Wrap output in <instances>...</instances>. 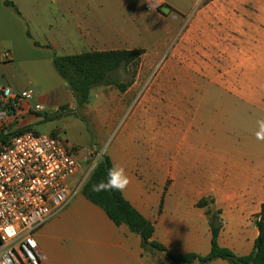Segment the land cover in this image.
<instances>
[{"label":"rangeland","instance_id":"1","mask_svg":"<svg viewBox=\"0 0 264 264\" xmlns=\"http://www.w3.org/2000/svg\"><path fill=\"white\" fill-rule=\"evenodd\" d=\"M16 1L33 37L41 44L49 43L51 50L41 51V56H46L43 60L10 65L0 85L32 91L33 105L44 106L41 117L49 118L34 125L36 132L59 131L78 149L85 174L69 182L76 194L99 160L120 143L123 148L138 149L141 162H152L153 155L161 151L169 167L175 156L170 143L176 138L174 101L179 91L197 88L196 78L198 88L210 84L213 75L222 83L238 86V79L228 81L220 76L233 73L243 74L244 87L264 86L260 77L264 76V17L254 14L257 10L251 0ZM124 49L145 50L129 71L118 70L112 75L127 83L135 72V87L124 94L115 86H95L89 102L78 107L54 68L53 56ZM217 104L215 100L204 104L209 111L219 108L216 136L239 137L244 143L239 145L240 151L264 153V140L256 136L264 114L261 119L258 111L246 114L235 104ZM164 131L166 150L162 147ZM144 249L151 252L152 261L157 259L154 264H169L158 255L160 251Z\"/></svg>","mask_w":264,"mask_h":264},{"label":"crops","instance_id":"2","mask_svg":"<svg viewBox=\"0 0 264 264\" xmlns=\"http://www.w3.org/2000/svg\"><path fill=\"white\" fill-rule=\"evenodd\" d=\"M10 1L18 12L6 6L5 0H0L2 80L6 79L5 71L10 65L43 60L46 56H41V51L51 50L49 43L41 44L33 37L19 3ZM251 1L257 10L254 14L264 17V0ZM220 76L228 81L238 79L240 83L238 86L227 85L213 75L214 78L209 79L211 83L204 88H198L200 84L196 78L197 88L179 91L173 105V134L176 138L170 141L174 145L175 156L169 167L161 151L157 156L153 155L150 163L137 159L138 149L129 148V145L123 148L121 143L108 154L113 166L124 167L130 177L131 183L122 192L124 198L154 225L152 239L174 256L194 253L204 257L210 254V219L218 212L222 220L218 244L237 257L252 254L260 234L257 222L264 203V153L240 151L238 147L244 143L239 137H217L215 114L219 108L209 111V106L205 108L204 104H208V100H215L219 107L235 104L245 109L246 114L258 111L262 119L264 86L244 87L241 84L245 81L243 74ZM260 77L264 80V76ZM8 81L16 85L12 76H8ZM134 87L135 84L124 94ZM31 100L23 105L16 119L6 120L3 129L29 127L36 132L34 125L49 119L30 110L34 106ZM55 132L59 131L51 130L49 134ZM163 136L162 147L166 150L168 140L165 131ZM76 193L72 190L68 205L35 233L44 256L41 264L156 262L157 259L152 261L151 252L145 251L138 234L125 225H115L103 209L87 200L80 191ZM204 199L213 202L199 207L198 203ZM158 255L167 259L169 264H181L172 261L166 253L159 252ZM208 264L230 263L217 259Z\"/></svg>","mask_w":264,"mask_h":264},{"label":"built area","instance_id":"3","mask_svg":"<svg viewBox=\"0 0 264 264\" xmlns=\"http://www.w3.org/2000/svg\"><path fill=\"white\" fill-rule=\"evenodd\" d=\"M30 90L0 85V129L32 99ZM35 113L42 105L31 106ZM78 149L60 132L35 131L0 143V264H41L36 231L58 215L73 194L69 182L84 176Z\"/></svg>","mask_w":264,"mask_h":264},{"label":"trees","instance_id":"4","mask_svg":"<svg viewBox=\"0 0 264 264\" xmlns=\"http://www.w3.org/2000/svg\"><path fill=\"white\" fill-rule=\"evenodd\" d=\"M5 5L17 9L10 0H5ZM28 37L31 38L28 32ZM39 45V44H36ZM145 53L144 49L131 50H106V51H89L80 54L53 57V65L56 72L67 83L73 98L78 107H83L89 102L92 88L100 85L115 86L120 92H126L134 83L135 72L127 83H122L112 78L113 73L118 70L129 71L137 64V61ZM32 131L31 128H22L20 130L0 129V143L6 142L13 136ZM113 167L109 156H104L99 160L88 181L82 186V195L97 205L112 222L117 226L125 225L133 233L138 234L142 240L143 247H150L166 255L175 263L192 264L199 262L208 264L214 260L222 259L230 264H264V203L260 218L257 222L259 236L255 242V248L252 254L244 257H237L230 250L221 248L218 244L220 232L222 230V220L220 212L213 214L210 219L212 232V248L207 256H199L191 253L182 256H174L161 244L154 241V225L144 218L134 207L124 198L122 192H94L93 184L107 178V171ZM212 200H201L199 207L208 206Z\"/></svg>","mask_w":264,"mask_h":264},{"label":"clouds","instance_id":"5","mask_svg":"<svg viewBox=\"0 0 264 264\" xmlns=\"http://www.w3.org/2000/svg\"><path fill=\"white\" fill-rule=\"evenodd\" d=\"M258 124L259 131L256 133V136L258 139L264 140V120L259 121ZM130 183L131 180L125 168L114 165L108 169L107 178L93 184L92 190L97 193L111 191L123 192L127 189Z\"/></svg>","mask_w":264,"mask_h":264}]
</instances>
